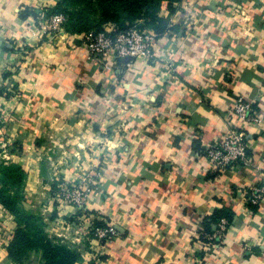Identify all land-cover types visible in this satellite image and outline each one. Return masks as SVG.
Wrapping results in <instances>:
<instances>
[{
  "label": "crops",
  "instance_id": "0c3cea01",
  "mask_svg": "<svg viewBox=\"0 0 264 264\" xmlns=\"http://www.w3.org/2000/svg\"><path fill=\"white\" fill-rule=\"evenodd\" d=\"M57 2L0 0V152L24 173L23 209L73 264H264V195L256 209L243 196L264 187V119L230 114L243 97L264 117V0H163L155 61L123 59L117 74L89 58L83 33L40 31ZM227 120L247 132L250 167L216 171L202 154ZM87 169L90 221L119 232L105 245L54 196ZM217 210L232 217L212 244L199 227ZM17 228L0 207V264H44L40 247L12 255Z\"/></svg>",
  "mask_w": 264,
  "mask_h": 264
},
{
  "label": "built area",
  "instance_id": "2783aa9c",
  "mask_svg": "<svg viewBox=\"0 0 264 264\" xmlns=\"http://www.w3.org/2000/svg\"><path fill=\"white\" fill-rule=\"evenodd\" d=\"M44 9L37 17V23L42 33L49 35L66 34L64 28L65 17L60 13L47 14ZM157 33L146 28H139L136 24L129 25L123 30L117 26L108 25L101 29L89 30L81 38L88 51L89 58L96 61L104 70L117 74L122 70L121 61L129 58L125 65L136 60L145 62L155 61V45ZM168 65V64H167ZM166 65V66H167ZM169 66V65H168ZM230 114L240 121L248 123H261L264 117L258 114L253 103L243 97H237L230 108ZM0 127V134H1ZM247 132L231 120L226 121V131L223 138L216 143L206 145L202 154L207 158L211 168L216 171L230 168L235 165L250 167L252 158L248 154ZM0 148L5 145L0 141ZM4 152V151H3ZM0 152V159L4 162L11 160L5 153ZM95 188L90 170H82L73 181L62 180L57 183L54 193L56 199L73 205L77 210L76 220L85 224L89 241L97 245H105L119 236V232L112 224L94 226L90 221V211L87 199ZM264 195L263 186H255L243 193L245 204L259 205ZM87 221V222H86ZM81 226V225H80ZM213 233H208L201 226L199 234L208 243L219 244L225 237L228 223L220 219Z\"/></svg>",
  "mask_w": 264,
  "mask_h": 264
},
{
  "label": "trees",
  "instance_id": "16d2710c",
  "mask_svg": "<svg viewBox=\"0 0 264 264\" xmlns=\"http://www.w3.org/2000/svg\"><path fill=\"white\" fill-rule=\"evenodd\" d=\"M162 1L58 0L57 4L47 11V14H62L65 17V30L72 33L101 29L103 23L110 21L115 23L119 30L136 24L139 28H153L159 35L167 29V22L157 15ZM23 180L24 173L18 165H13L11 169L0 163V207L13 214L18 222V228L9 244L12 255L25 248L40 247L44 253V264H73L79 254L50 240L43 231L40 217L25 211L21 206ZM249 206L256 209L258 205ZM231 217V213L222 214L221 210H217L212 217L207 218L201 224L206 232L213 233L215 231L213 226L220 219H226L229 224ZM93 224L94 226H105L97 221Z\"/></svg>",
  "mask_w": 264,
  "mask_h": 264
},
{
  "label": "rangeland",
  "instance_id": "374dc122",
  "mask_svg": "<svg viewBox=\"0 0 264 264\" xmlns=\"http://www.w3.org/2000/svg\"><path fill=\"white\" fill-rule=\"evenodd\" d=\"M7 163L5 164L3 160L0 159V163H2L4 166H7L9 168L12 169L13 165H15V163L13 162V160H8L6 161Z\"/></svg>",
  "mask_w": 264,
  "mask_h": 264
},
{
  "label": "water",
  "instance_id": "95a60500",
  "mask_svg": "<svg viewBox=\"0 0 264 264\" xmlns=\"http://www.w3.org/2000/svg\"><path fill=\"white\" fill-rule=\"evenodd\" d=\"M128 60H129V58H128V57L124 59V61H128Z\"/></svg>",
  "mask_w": 264,
  "mask_h": 264
}]
</instances>
